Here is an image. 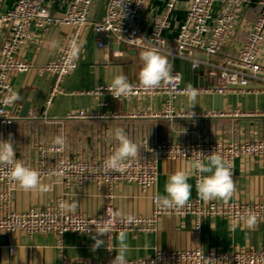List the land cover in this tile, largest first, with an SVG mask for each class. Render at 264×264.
Segmentation results:
<instances>
[{"label":"crops","instance_id":"1","mask_svg":"<svg viewBox=\"0 0 264 264\" xmlns=\"http://www.w3.org/2000/svg\"><path fill=\"white\" fill-rule=\"evenodd\" d=\"M70 0H45L52 16H62ZM167 0H146L144 9L136 19L145 31L152 28L155 16L164 9ZM16 0H0V12L11 9ZM106 0H95L90 14L99 18L104 14ZM188 0H179L172 16L171 25L164 35L168 47L175 49L174 39L180 23L185 19ZM250 9V8H249ZM246 13V21L237 27L232 43L222 50L215 59L227 54H235L245 43L247 30L256 18V11ZM74 32L69 24L51 25L47 30L32 26V38L18 51V57L31 64L27 72L12 76V82L21 97L31 103L27 118H16L15 147L17 156L23 158L32 139L51 141L56 136L65 138V147L70 153L83 156H96L117 141L107 135L109 129L123 128L130 140L142 151L146 141L184 140L192 141L198 137L205 139L243 140L264 138V86L256 82L246 87L233 86L224 96V115H214V94L199 93L196 105L190 109L187 97L178 95L171 98L166 93L149 96L144 99H115L107 95L89 93L100 84H106L114 75L123 74L129 82H139V72L143 65L141 50L136 53L113 50L108 45L100 46L102 36L89 26L80 30L78 41L82 42L77 69L60 84L59 91L52 94L53 77L40 73L38 68L54 58L62 44ZM3 36H0V44ZM55 42V47L52 43ZM197 54V53H196ZM166 56L172 72H180L184 86L200 87L203 78L207 85L209 79L204 73L194 74L188 60ZM195 55V54H194ZM198 56V55H196ZM264 58V48H263ZM197 83V85H195ZM203 85V86H204ZM202 86V87H203ZM172 108L174 114L195 113V116L166 117L164 114ZM19 110V111H20ZM91 111L103 116L87 119H70L67 115L73 111ZM236 112L240 114L236 115ZM136 113L137 116L131 114ZM207 113H212L206 115ZM146 114V115H144ZM158 114V115H157ZM34 115L36 117H32ZM157 115V116H156ZM190 161L160 159L158 177L147 191L135 185L124 184L115 189L114 206L120 214H149L152 212L153 195L164 194V185L177 170L190 167ZM235 191L227 201L264 203V157L236 159L232 165ZM43 183L51 187L48 193L25 192L17 186L15 202L19 209H26L42 202L51 195L63 192L60 183L45 178ZM192 185L190 199L198 198L196 192V174L189 179ZM108 188L104 184H88L67 195L66 203L74 199L78 206L75 210L87 213L99 212L106 202ZM215 201H225L214 199ZM92 235L67 232L62 241L53 233L26 234L21 231L7 233L0 231V264H64L66 259H85L100 261L115 257L120 243L118 234L112 242L104 236L105 246L91 251L94 241ZM103 239V237H100ZM126 258L153 256L157 249H191L201 247L204 250L224 251L238 246H250L264 249V220H259L254 230L242 227L224 216H210L204 219L201 229L195 228V217L163 216L157 229L137 234L127 233ZM10 246L14 251L10 252ZM188 264V263H177Z\"/></svg>","mask_w":264,"mask_h":264},{"label":"built area","instance_id":"2","mask_svg":"<svg viewBox=\"0 0 264 264\" xmlns=\"http://www.w3.org/2000/svg\"><path fill=\"white\" fill-rule=\"evenodd\" d=\"M94 1L70 0L62 16H52L45 0H16L11 9L0 12V36H3L0 44V99L9 93V89L16 91L12 76L27 72L31 68L30 63L19 59L18 51L31 40L32 26L47 30L53 24L72 25L74 32L62 44L58 54L38 68L40 73L53 77L52 94L59 91L61 82L79 65V56L74 61H69L68 45L73 39L78 40L80 30L84 26L91 27L96 34L119 46H127L136 51L155 47L161 54L188 60L192 68H205L209 83L203 87H195L198 93L225 95L233 86L246 87L252 82L264 86V0H188L185 19L180 23L174 39V50L168 47L164 32L171 25V16L179 0L166 1L163 11L155 16L149 31L143 30L136 22L146 0H106L104 14L99 18H91ZM251 7L257 10L256 18L247 30L245 43L235 54L215 59L232 43L238 25L246 21V13ZM131 40L136 41L130 42ZM99 45L104 46L101 41ZM194 53L204 54L207 58H201ZM172 75L175 78V91L171 90V85L162 83L159 88L145 92L140 82H129L135 86V92L127 100L144 99L161 93H166L171 98L183 95L186 86L182 83L180 72L173 71ZM89 93L114 98L108 92L106 84H100ZM19 110L18 102L9 106L0 104V139H11L14 143L15 159L39 171L41 180L51 178L54 183H60L63 192L60 195H51L26 209H19L15 202L17 186L8 177L9 167H0V231H21L29 235L53 233L62 241L67 232L95 234L92 224L100 220H110L112 231L106 237L112 242L121 230L129 234L156 230L163 216L191 215L195 217L197 230L201 229L204 219L210 216L220 215L230 218L234 223H241V216L250 211L257 215L258 221L264 220V203L260 202H205L196 198L190 199L183 208L162 209L155 203L157 195H153L152 212L131 214L135 216L136 222L128 225L123 219L128 214L117 215L114 206L117 187L129 184L147 191L155 184L160 159L191 162L199 158L200 153L209 155L215 151L233 165L236 159L264 157V138L228 140L198 137L192 141H147L138 157L126 162L128 166L124 173H106L103 161L113 151L112 145L90 157L70 153L65 146L61 151H56L52 145L53 140L41 141L34 138L25 156L18 157L14 141V122L18 118ZM209 114L212 113L206 115ZM213 114L224 115V112L215 110ZM238 114L240 112H236V115ZM131 115L137 116L136 113ZM162 115L173 118L175 115L188 114H174L173 109L169 108ZM100 116L103 115L80 110L70 112L67 118L87 119ZM56 172H61L62 175H54ZM88 184L107 186L108 193L102 209L94 214L77 210L65 213L60 204L66 203L67 195ZM87 226L92 231L82 232ZM13 251L14 247L10 246V252ZM114 258L110 256L95 262L66 259L64 264H111ZM126 259L128 264H264V249L250 246H238L224 251L204 250L201 247L160 248L153 256Z\"/></svg>","mask_w":264,"mask_h":264},{"label":"clouds","instance_id":"3","mask_svg":"<svg viewBox=\"0 0 264 264\" xmlns=\"http://www.w3.org/2000/svg\"><path fill=\"white\" fill-rule=\"evenodd\" d=\"M131 40L130 42H135ZM55 47V42L52 43ZM82 47V42L73 39L68 45V59L74 61L78 58ZM140 58L143 65L139 72L140 86L145 92L153 91L161 86L162 83L171 85L172 91H175V78L172 75V67L166 56L162 55L155 47L148 48L140 52ZM108 92L116 99L131 98L135 92V86L129 83L127 77L123 74L114 75L110 81L106 83ZM183 95L187 97L190 109L196 105L198 90L192 85L187 86L183 90ZM21 97L18 91L9 89V93L0 99V104L5 106L15 105L20 101ZM195 116V113L189 111L187 118ZM107 135L117 141V146L103 161V169L106 173H124L127 168V161L135 159L139 155V148L136 143L128 138L123 128L109 129ZM147 144V141H146ZM56 151H61L65 145L63 136H56L52 141ZM8 166V177L25 192L48 193L51 187L42 182L39 171L24 165L15 159L14 143L11 139H0V167ZM196 174V192L202 201H211L214 199H222L227 201L235 191L233 180L232 164L226 161L220 154L215 151L209 155L200 153V157L191 161L190 167L183 170H177L169 175L165 185L164 194H158L155 203L162 209H178L183 208L190 200L192 193V185L189 179ZM54 175H62L56 172ZM78 206L77 202L72 199L70 203H61L60 208L65 213L74 212ZM117 215H122L117 213ZM125 223L131 225L136 222L135 216L128 214L123 217ZM240 222L242 227L254 230L258 217L255 213L248 212L241 216ZM94 225L95 234L90 238L94 241L91 245V251L95 252L102 246H105L104 236L112 231V222L110 220H100ZM86 231H92L86 227ZM100 237H103L100 238ZM120 247L111 264H128L126 253L128 246L126 244L127 233L121 230L118 234Z\"/></svg>","mask_w":264,"mask_h":264},{"label":"water","instance_id":"4","mask_svg":"<svg viewBox=\"0 0 264 264\" xmlns=\"http://www.w3.org/2000/svg\"><path fill=\"white\" fill-rule=\"evenodd\" d=\"M103 44L104 45H108L113 50H119V51L129 52V53H136L137 52L136 50L130 49L127 46H119L116 43L109 42L107 40V38H105V37L103 38ZM194 54L198 55V56H200L201 58H204V59L207 58L206 55H204V54H196V53H194ZM197 73H202L203 74L204 73V68L203 67L195 68L194 69V74H197ZM195 85H197V83H195ZM198 85L200 87H202L204 85L202 77L200 78V82L198 83ZM22 99H23V106H22L21 110L18 113V118H23L24 119V118L28 117V113H29L30 108H31V103L24 99V95L22 96ZM213 101H214L215 110L222 111L223 110L224 96L222 94H214L213 95Z\"/></svg>","mask_w":264,"mask_h":264},{"label":"rangeland","instance_id":"5","mask_svg":"<svg viewBox=\"0 0 264 264\" xmlns=\"http://www.w3.org/2000/svg\"><path fill=\"white\" fill-rule=\"evenodd\" d=\"M254 11H256V8H255V7H251V8L249 9V12H254Z\"/></svg>","mask_w":264,"mask_h":264}]
</instances>
